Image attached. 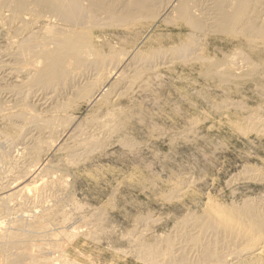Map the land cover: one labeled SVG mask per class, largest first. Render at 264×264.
I'll return each instance as SVG.
<instances>
[{
	"label": "rangeland",
	"instance_id": "obj_1",
	"mask_svg": "<svg viewBox=\"0 0 264 264\" xmlns=\"http://www.w3.org/2000/svg\"><path fill=\"white\" fill-rule=\"evenodd\" d=\"M104 1H106L104 2L106 5L111 3L113 7L115 6V13H118L120 8L129 6L134 2V0H130V3L129 1L127 2V0H123V2L120 0H115L114 3V0ZM167 1L170 2V0H152V3H147L148 7L146 5V13L145 11H142L143 14H141L142 12L139 9H135L136 13L134 12L135 16L133 15V20H136L133 21V25L136 26H130L131 28L128 26H125V28L124 25H119V27L118 25L115 26L114 22H111V20L108 21L109 18L107 13L105 14L103 11H101L102 16H100V18L102 17V20L105 18L103 21H108L111 24L109 25L108 22L105 24L101 20L102 22L100 26L103 29L99 26V28L94 32L95 36L99 37L98 49L101 51V54H103V56L114 54L115 57H118L122 54L128 53L131 54L133 56L132 59L135 60H131V62H129V64H132V66H129V69L125 67L126 69L124 68L120 71V75L122 74L124 78L120 76V79H123L119 81V86H115L116 89L114 88L113 90L116 92V95L111 97L110 100L102 101L103 105L102 103H97V106L94 105L90 108L85 105L86 99L82 96V99L80 97H76L77 101L74 102L75 94H67L66 98L65 95H62L61 98H58V103L64 105L66 110L63 109L59 113L62 120H59L61 123L59 121L56 123L55 130L53 128L52 130L45 129L46 131H43V129H38L31 125L25 124V121L22 119L17 121L15 124L13 120L11 121L12 123L10 121L8 123L7 121L0 119V124H2L0 125V140H2L5 136H11L17 139L18 135L20 134H22V138L25 134V139H33L29 145V149L25 150L24 154L21 152V150H19L20 147H22V145L19 144L25 142V140H23L24 138H20L16 143L12 144L13 146L8 142H5V138L0 141V148L4 150H0V153L8 154V161L2 160L0 158V182H2L0 183V186L4 185L7 181H10V179L14 177L25 175L26 172H30L33 169H36V171L34 170L33 172L37 173V177L35 179L26 177L22 184L27 190L29 189V193L33 192L31 193L33 194V197L31 194H29L32 198V201H30V198L29 202L21 204V206H17V208L14 203H11V212L4 214L0 212V222L2 221L0 224V231L8 230V227L10 228L11 222H13L15 219H25V221H30L32 220V215H35V211L39 210L37 211L38 213L42 208L49 209L51 214L47 221H45L46 224H44L41 229L36 230L37 232L35 231L33 234H27V232H29L27 231L28 229H24V232H26L25 234L29 237L28 240H30L27 245L32 249L34 248L35 251L38 250V260L40 259V262L42 260L51 259L50 261L54 262L50 264H54L55 262V264H59L63 261L66 262L67 260L71 264H148L143 259V251L141 250L142 247H156L157 249L162 250L163 248L164 250L166 248L165 246L168 245L170 247V245L173 243L170 247L172 250V252L170 251L171 256H173L172 258L174 260L172 264H184L183 262H185V264H193V262L194 264H200V259H198V256L199 258L201 257L200 252L202 250L200 251V249H204L205 247H208V249L211 247L209 250L212 252L214 251L215 253H219L223 248V252L226 253V255H224V263L222 262L223 264H230L231 260L229 259V256L231 255L232 256L230 258H235L237 256L231 261V264H264V228H257L255 230V227H258L257 218L255 220L254 216L249 217L246 214L251 209L254 211V214L256 213L258 216L260 213L261 217L264 218V122H261L264 121V51H262L264 49V43L262 44V40L255 37L253 39L251 37V32H248L246 29L243 30L244 27L242 26V23L237 24V26L234 27V31L239 30L236 35H233L232 33V35H229L224 32H218V29L213 26L214 22L212 24L213 17L211 16H214V14L211 12L214 11L212 6H215L213 4V0H190L193 3V5L191 4V10L192 13L195 12L193 14L195 15L194 17H205L207 14L206 18H211V20L205 21L201 30H197L195 32H192V29L189 30L190 27L188 28V25L186 26L185 21L180 16H178V18L176 17L177 15L172 10V8H170L166 13L165 10L164 12H161L166 4V7H168L169 2ZM125 2L126 4H122ZM156 3H160V5H157ZM164 3L165 5H163ZM197 3L198 6H196ZM152 9L154 12L156 11L155 14ZM147 11L149 12L147 13ZM260 14L261 13L256 14L255 16ZM262 15L264 16V12ZM136 16L138 17L136 18ZM141 16L144 17L142 18ZM167 16L177 18L174 19V22L176 20H178V22L176 21V23L173 24L172 17L167 18V21H165ZM263 16L260 18H264ZM179 17L182 19V21H180ZM144 18H147L148 20L145 22ZM260 18L256 19L254 17V21H260ZM170 19H172V22L168 21ZM171 23L173 24L172 26ZM258 24L260 25L259 22ZM209 25L213 26V28L216 30H214L211 26L210 27L212 30L210 27L208 28ZM105 26L109 28L106 29L107 27ZM239 26H242V30ZM121 27H124L125 29H120ZM97 30H99V32ZM234 31L233 33L235 34L237 31ZM245 31L251 36H247ZM243 33L245 35H243ZM241 36H243V38ZM195 37H197L196 40ZM248 37L250 38L249 41ZM243 40L247 41L248 46L251 47L249 48L247 46V42H244ZM251 41L254 43H250ZM189 42L191 43L190 49H192L191 52L193 53L191 54L189 50L187 52H180V56H183L185 53H187L184 55L185 58H187L186 56L190 57L187 59H182L183 57H181L180 59L178 55L180 53L178 52L177 54L174 52H176V50L178 51L179 48H184L186 46L188 47ZM192 44H196V46ZM256 45H259L260 47H257ZM240 46H243L244 48H241ZM194 47L199 49L195 50ZM249 49L252 50V52ZM258 49L259 52L262 53H255ZM173 50L174 52H172ZM167 51L169 53L171 51V55L166 53ZM196 51H198L202 57H199V54ZM102 52H104L105 55ZM118 53L122 54L118 55ZM245 53L247 54L245 55ZM153 54L157 57H153ZM233 54H236L235 57H237L235 58ZM134 55H136V58ZM165 55H167L166 58ZM176 55L179 57L178 60L175 58ZM243 55L244 57H242ZM149 56H151L150 59ZM158 57L161 59L159 60ZM233 57L235 59H233ZM245 57L246 59H250L249 61H254L252 63H255V65L252 63L250 64L245 59ZM228 58L230 64L228 62ZM142 59L143 61L148 60L151 63L148 61L143 62L141 61ZM197 59H200V61L204 60V62L200 63V61ZM243 59L246 61V63L243 61ZM139 60L141 63L137 62ZM224 60L227 61L225 62ZM214 61L217 70L214 69L215 67H213ZM231 61H233V64H231ZM208 62H210V65L212 63V67H210ZM136 63H138L137 67ZM149 63L152 64V66H150ZM225 63L229 64L230 68L228 65H224ZM259 63L261 68L259 67ZM206 64L209 66H205L207 67L205 69L204 65ZM216 64L218 65L216 66ZM244 66L247 71L243 69ZM249 66L250 68H248ZM130 67L131 69L133 68L134 71L133 69L131 70ZM137 68L140 69L137 70ZM240 68L242 70H240ZM104 70L105 68H103L101 71V77L103 74H105ZM128 70L132 72L129 73ZM124 72H127V74ZM137 73H139L140 76ZM217 73H219L221 76L217 75ZM134 74L139 77L135 76ZM223 75H226V77L230 76V78L227 77L226 79V77H224V80H222ZM130 79H132L131 81H133V83L130 81ZM122 80L124 83H127L124 84ZM128 81H130V84ZM125 87H129L127 91ZM129 90L130 92H128ZM122 91L126 93L122 94ZM119 93L122 96L125 94V96L119 97ZM70 97L74 98L72 99ZM68 101H71V103H68ZM105 103H107V105ZM27 104L31 105L32 103H26V106L22 107V110L29 113L31 111L32 114L36 112L41 113L37 110L39 108L35 103V105H31L33 110L35 109L34 111H32L31 107L30 109L28 107V110ZM94 107L97 108L95 109ZM111 110H114L113 113ZM116 117L118 120H115ZM97 119L100 120V122ZM66 120L70 124L74 125L72 126V128L74 127L73 132L75 129L76 131L74 133L69 132V136L67 135L64 138H61L63 129L66 126H70V124H67L68 122ZM62 121L64 123H62ZM84 121L87 123H84ZM88 123L91 124L92 128L89 129L87 126ZM75 124L78 125L76 126ZM79 124L81 127L86 125L84 126L85 129L84 127L81 128ZM116 124L117 126H115ZM5 126L9 130L3 128ZM113 126L115 128H113ZM103 127L109 128H105V130ZM100 129H102V131H100ZM16 133L17 137L14 136ZM36 133L38 135H36ZM86 134L87 138L90 140L86 139ZM95 135L98 136L96 137ZM73 137L74 140L72 139ZM58 142H60L61 145ZM50 143L52 144L50 145ZM17 146L19 149H17ZM65 148H67V150ZM72 148H77V150L75 151ZM39 153L41 155H39ZM69 153L73 155H69ZM12 155L15 156L12 157ZM15 159H17V161ZM50 166L52 167L50 168ZM56 172H58V174ZM50 173L55 176L52 177ZM59 175H61V178ZM36 181L40 183H37ZM27 184H30V186L27 187ZM33 184H35V186H33ZM39 184L42 185L40 186ZM35 187H38L37 191L32 190ZM44 187H48V189H45ZM55 194L56 197H53ZM61 198H66V200L62 202L63 199ZM48 201L49 203H47ZM50 203L51 205H49ZM62 203L64 204V207ZM31 205L33 206L31 207ZM47 205H49V207ZM210 205L211 207L213 206L211 208L212 210L210 209ZM63 208H65V210H63ZM12 209L16 210L12 211ZM214 210L219 212L216 215L218 217L220 215V219H223L224 223L227 221L226 223L230 225V227H234L236 225L237 227L235 226L234 228L237 230V228L240 226L237 232H239V237L244 238L242 240L243 242H240V239H238V241H235L237 243L239 242L238 245L235 242L232 243L233 245L230 243L231 247H227L222 244L219 246L214 245L218 239L221 240L222 238L219 237L220 235L217 237L212 229H204L201 223L202 219L204 223L208 222V214ZM246 210L248 211L246 212ZM14 211H18L17 214H15ZM220 211H222L221 214ZM55 213L56 215L58 214L60 216L57 215L56 217L54 215ZM224 214H227L225 215V217L227 216V220L225 219ZM228 215L231 217V219H228L230 218ZM52 216H54V218ZM58 218L62 221L58 220ZM56 219L62 224H58ZM9 220L10 224L8 222ZM85 220L87 224L84 223ZM230 220H236L237 222L235 221L234 223L232 221L233 223H230ZM238 220L239 222L241 221V223L238 224ZM87 221H90L91 224H89L90 222L88 223ZM64 223H67L68 226H66L67 224L65 225ZM199 223L201 225H199ZM84 224L85 227H83ZM58 227L59 231L57 230ZM69 227H71L70 233L68 230ZM61 228H65V232L68 231V233L71 235L68 233L65 234L64 230H61ZM246 230H249L248 233ZM61 231L63 233H61ZM203 231L204 233H202ZM200 232L204 235H200ZM34 233H36V235ZM55 233L58 235L57 237ZM206 233L207 235H205ZM240 233H242V236H240ZM38 234L41 235L39 236ZM49 234L51 236H49ZM212 234H214L216 238L214 235L212 236ZM43 235L45 238L48 236L47 239H49H45ZM247 235L249 236L247 237ZM69 236L71 239H69ZM202 236L203 238H201ZM256 236L260 238H257ZM51 237L54 238V240H56V238L58 240L55 241L56 245L54 244V248H48V246H45L48 244L46 241H50ZM183 237L185 238L183 239ZM189 238H193V240ZM255 238H257V240H255ZM68 241L71 242L69 243ZM200 241L203 242L201 243ZM204 241L206 244L203 246ZM60 242L64 243L61 245L63 246V249H66H62ZM245 243L247 244L245 245ZM34 244H36V246ZM183 244L187 245L183 246ZM197 246L200 247L198 248ZM261 246L262 248L259 249L261 252L258 253V249L256 248ZM45 248H48L52 251H49ZM237 251L242 252L240 257L235 255L238 253ZM228 254L230 255L227 256ZM181 255L184 260L180 258ZM161 256V259L159 257L157 260L158 264H167L169 262L168 257L166 255ZM186 257L187 260H185ZM176 260L178 262L181 260V262L178 263ZM161 261H163V263ZM69 262L67 264H69Z\"/></svg>",
	"mask_w": 264,
	"mask_h": 264
},
{
	"label": "bare ground",
	"instance_id": "obj_2",
	"mask_svg": "<svg viewBox=\"0 0 264 264\" xmlns=\"http://www.w3.org/2000/svg\"><path fill=\"white\" fill-rule=\"evenodd\" d=\"M113 1V0H112ZM116 1H119V0H116ZM123 2V0H120ZM129 1L130 3V0H127V2ZM160 1V0H159ZM166 1V0H165ZM193 1V0H192ZM196 1V0H195ZM208 1V0H207ZM104 1L102 2V0H0V119L1 120H4V121H7L9 123V121L11 122L12 120L14 121V124L19 121V120H23L25 121V124H28V125H31L33 127H36V128H40V129H43V131L46 129V130H52L54 128V130L56 129L55 126H56V123L59 121V120H62L61 116L59 115V113L65 109L64 105L62 104H59L58 103V98H61L62 95H65V98H66V95L67 94H75V98H74V102L77 101L76 100V97H80L82 99L85 98L86 99V103L85 105H87L88 107H92L94 105H96L97 103H102L103 105V102L104 100H110L111 97L115 96L116 95V92L113 91L115 86H119V81L121 79L124 78V76H122V74L120 75V71L123 70L125 67H127L129 69V66H132V64L130 65L129 62H131V60H134L132 59L133 56L131 54H128L127 51L126 53L127 54H122L121 56H118V57H115L114 54H111V55H108V56H103V54H101V51L98 49V40H99V37L98 36H95V30L99 28L101 22L103 20H105V18L102 20V17L100 18L101 15V11H103L105 14L107 13L108 15V18L111 22H114L115 23V26L118 25H124L125 26H128V27H133V26H136V25H133V18H134V14L136 13L135 12V9H139L141 12L142 11H145L147 10L146 9V5L147 3H152V0H134V2L129 5V6H121L123 8H120V11H118V13H115V6L113 7V5H111V3H109L108 5H106V3L104 4ZM115 2V0L113 1V3ZM156 2V1H155ZM162 2V1H161ZM169 2V1H167ZM202 2V1H201ZM158 3V2H157ZM156 3V4H157ZM200 3V2H199ZM122 4H126L125 3H122ZM191 4L193 5V3L190 1V0H170L169 2V5L168 7L167 4L165 5V3L163 5H165L163 7V10L161 12H164L165 10V13L170 9L172 8V10L176 13V17L178 18V16H180L186 23V26L190 29H192V32L194 31H197V30H201L202 28V25H204L205 21L207 20H211L206 18V15L205 17H200V18H197V17H194L195 15H193L194 13H192V10H191ZM196 4V3H195ZM209 4V2H208ZM213 4L215 5L214 7L212 6V8H214L213 13L214 16L212 15L211 17H213V21H212V24L215 28L218 29V32H224L226 34H229V35H236L238 33L237 31L235 34L233 33L234 31V27L237 26V24H240L242 23L243 25V30H247L248 32H251L252 36L251 35H248L247 32L245 31L246 35L247 36H251L253 39L254 37L257 38V39H260L262 40V44L264 43V18H260L262 17L263 15V12H264V0H213ZM116 5V4H114ZM119 5V4H118ZM157 5H160L157 4ZM162 5V4H161ZM202 5V4H201ZM205 5V4H204ZM198 6V3L197 5ZM203 6V5H202ZM120 7V5H119ZM148 7V5H147ZM153 7V5H152ZM156 7V6H155ZM158 7V6H157ZM166 7V8H165ZM211 7V6H210ZM162 8V7H160ZM159 8V10H160ZM205 9V8H203ZM201 9V10H203ZM149 10V9H148ZM153 10V9H152ZM157 10V9H156ZM196 10V9H194ZM207 10V9H206ZM211 10V9H209ZM117 11V10H116ZM158 11V10H157ZM198 11V10H197ZM196 11V12H197ZM204 11V10H203ZM135 12V13H134ZM149 11H147L148 13ZM154 12V10H153ZM160 12V11H159ZM170 12V11H169ZM202 12V11H201ZM206 12V11H205ZM102 13V14H104ZM138 13V11H137ZM146 13V11H145ZM156 13V11L154 12V14ZM172 13V12H171ZM170 13V14H171ZM210 13V11H209ZM261 13L260 15L258 16H255L256 14H259ZM143 14V12L141 13ZM140 14V15H141ZM162 14V13H161ZM160 14V15H161ZM164 14V13H163ZM173 14V13H172ZM199 14V13H198ZM204 14V12H203ZM105 15V16H107ZM134 15V16H133ZM137 15V14H136ZM145 15V14H144ZM152 15V14H151ZM159 15V16H160ZM169 15V14H168ZM200 15V14H199ZM210 15V14H209ZM254 15V16H253ZM149 16V15H148ZM155 16V15H154ZM157 16V15H156ZM173 16V15H172ZM171 16V17H172ZM198 16V15H197ZM202 16V15H201ZM138 16H136L137 18ZM140 17V16H139ZM142 18L144 16H141ZM151 17V16H150ZM170 17V16H169ZM168 16L166 17V20L167 21V18H169ZM170 17V18H171ZM175 17V16H173ZM172 17V18H173ZM179 17V18H180ZM254 17L257 19V18H260V21H257L255 22L254 21ZM264 17V16H263ZM177 18H173V22H172V19L168 20V21H171L173 24L176 23V21L178 22V20H176L174 22V19H177ZM180 18V21H182V19ZM145 19V18H144ZM152 19V18H150ZM163 19V18H162ZM165 19V18H164ZM102 20V21H101ZM107 20V19H106ZM139 20V18H138ZM137 20V21H138ZM146 20H148L147 18L145 19V22ZM108 21H103L105 24L106 22ZM143 21V19H142ZM150 21V20H149ZM183 21V22H184ZM141 22V21H140ZM182 22V23H183ZM258 22L260 23V25L258 24ZM109 23V22H108ZM169 23V22H168ZM171 23V26L173 25ZM180 23V22H179ZM257 23V25H256ZM103 24V23H102ZM128 24V25H127ZM109 25H111L109 23ZM114 25V24H113ZM165 25H166V22H165ZM104 26V25H103ZM182 26V25H181ZM185 26V25H183ZM206 26V25H205ZM211 25L208 26V28L210 27ZM213 26H211L213 28ZM242 26H239L240 29L242 30ZM107 27V26H105ZM117 27V29H118ZM124 27H121L120 29H125ZM130 27V28H131ZM210 27V29H211ZM100 28H102L100 26ZM109 27H107L106 29H108ZM115 28V27H114ZM179 28H180V25H179ZM183 28V27H182ZM103 29V28H102ZM133 29V28H132ZM135 29V27H134ZM187 29V28H185ZM214 29V28H213ZM239 29V28H238ZM131 30V29H130ZM205 30V29H204ZM212 30V29H211ZM216 30V29H214ZM99 32V30H97ZM108 31V30H107ZM132 31V30H131ZM234 31V32H235ZM103 32V31H102ZM101 32V33H102ZM189 32V31H188ZM206 32V31H204ZM210 32V31H209ZM242 32V31H241ZM240 32V34H241ZM104 33V32H103ZM191 33V32H190ZM197 33V32H196ZM200 33V32H199ZM232 33V34H231ZM205 34V33H204ZM207 34V33H206ZM218 34V33H217ZM193 35V34H192ZM211 35V34H209ZM213 35V33H212ZM242 35V34H241ZM243 35H245L243 33ZM222 36V35H221ZM238 36V35H237ZM236 36V37H237ZM240 36V35H239ZM191 37V36H190ZM198 37V36H197ZM195 37V40L196 38ZM243 38V36H241ZM194 38V37H192ZM191 38V39H192ZM200 38V36H199ZM245 38V37H244ZM249 38V37H248ZM247 39V38H246ZM199 40V39H197ZM250 40V38L248 39V41ZM188 41V40H187ZM190 41V40H189ZM244 41V40H243ZM255 41V40H253ZM196 42V41H195ZM199 42V41H198ZM244 42H247V41H244ZM250 43H254V42H250ZM189 46L187 47L185 44L186 47H182V48H179L178 51L176 50V52H174V50L172 52L174 53H177L178 52H187L188 50L190 51V53L192 54L193 52H191L192 49H190L191 47V43L189 42L188 43ZM200 44V43H199ZM261 44V46H262ZM100 45V43H99ZM192 45H195L196 44H192ZM241 45V44H239ZM247 46H248V42H247ZM257 46V45H256ZM259 46V45H258ZM257 46V47H258ZM100 47V46H99ZM198 47V45H197ZM200 47V46H199ZM241 47V46H240ZM243 47V46H242ZM241 47V48H242ZM249 47V46H248ZM251 47V46H250ZM249 47V48H250ZM260 47V46H259ZM195 48V47H194ZM244 48V47H243ZM264 48V46H263ZM199 49V48H198ZM195 48V50H198ZM239 49V47H238ZM253 49V47H252ZM255 49V47H254ZM194 50V49H193ZM194 50V51H195ZM245 50V49H244ZM250 50V49H249ZM261 50V49H260ZM252 52V50H250ZM264 51V49L262 50ZM125 52V51H124ZM170 51V53H172ZM198 52V51H196ZM249 52V51H247ZM259 52V49L257 50V53L258 54ZM104 53V52H102ZM112 53V52H111ZM114 53V52H113ZM168 54H170L168 51L166 52ZM259 53H262V52H259ZM110 54V53H109ZM117 54V53H115ZM118 53V55H120ZM155 54V52H154ZM153 54V57L155 56ZM187 54V53H185ZM184 54V55H185ZM197 54V53H195ZM199 54V57H202L200 56V53L198 52ZM241 54V53H239ZM243 54V52H242ZM247 53H245L246 55ZM256 54V55H257ZM105 55V53H104ZM171 55V54H170ZM180 59L181 57H183L182 59H187L189 56H186L187 58H185V56H180V54H178ZM234 55V54H233ZM236 55V54H235ZM234 55V57H235ZM262 55V54H261ZM264 55V53H263ZM136 55H134L135 57ZM167 55H165V58H166ZM173 56V55H172ZM192 56V55H191ZM194 56V54H193ZM196 56V55H195ZM249 56V55H248ZM139 57V56H138ZM157 56H155L156 58ZM161 57V55H160ZM163 57V56H162ZM177 55L175 58H177L176 60H178ZM198 57V56H197ZM224 57V56H223ZM233 57V59H235ZM244 57V55L242 56ZM247 57V56H246ZM245 57V59H246ZM262 57V56H260ZM136 58V57H135ZM147 58V57H146ZM151 58V56H149V59ZM154 58V60H155ZM159 58V57H158ZM190 58V57H189ZM226 58V57H225ZM239 58V57H238ZM138 59V58H137ZM145 59V58H144ZM161 58H159L160 60ZM196 59V57H195ZM202 59V58H201ZM206 59V58H204ZM152 61H154L153 59H151ZM164 60V59H163ZM189 60V59H188ZM187 60V61H188ZM200 61V59H197ZM207 60V59H206ZM211 60V59H210ZM231 60V59H230ZM250 64L254 61H249L250 59H246ZM135 61V60H134ZM143 61V59L141 60ZM145 61H148V60H145ZM143 61V62H145ZM180 61V60H179ZM182 61V60H181ZM184 61V60H183ZM217 61V59H216ZM225 61V60H224ZM227 61V60H226ZM225 61V62H226ZM234 61V60H233ZM233 61H231L233 64ZM237 61V60H236ZM242 61V60H241ZM243 61H245L243 59ZM256 61V60H255ZM137 62H140L137 61ZM142 62V63H143ZM150 62V61H148ZM186 62V61H185ZM197 62V61H196ZM201 62H204L203 61H200ZM207 62V61H205ZM212 62V61H211ZM228 62L230 64V61H229V58H228ZM235 62V61H234ZM262 62V61H261ZM260 62V63H261ZM134 63V62H133ZM141 63V62H140ZM139 63V65H140ZM151 63V62H150ZM149 63V64H150ZM154 63V62H153ZM165 63V62H164ZM183 63V62H182ZM209 65H210V62H208ZM215 63V61L213 62V64ZM224 63V62H223ZM241 63V62H240ZM246 63V61H245ZM259 63V67L261 68V65ZM137 64L136 63V67H137ZM147 64V62H146ZM155 64V63H154ZM153 64V65H154ZM229 64L225 63L224 65H228ZM243 64V63H242ZM253 64V63H252ZM262 64V63H261ZM135 65V64H134ZM138 65V66H139ZM156 65V64H155ZM203 65V64H202ZM209 65H204L205 66H209ZM218 64H216L217 66ZM223 65V66H224ZM255 65V63L253 64ZM252 65V66H253ZM143 66V65H141ZM148 66V64H147ZM150 66H152V64H150ZM149 66V67H150ZM220 66V65H219ZM234 66V65H233ZM263 66V65H262ZM134 68H136L135 66H133ZM140 67V66H139ZM146 67V65H145ZM203 67V66H202ZM210 67H212V63L210 65ZM209 67V68H210ZM213 67H215V64L213 65ZM227 67V66H226ZM235 67V66H234ZM241 67V66H240ZM247 67V66H246ZM254 67V66H253ZM257 67V66H256ZM103 68H105V74L102 75L101 77V71L103 70ZM148 68V67H147ZM207 67H205L206 69ZM217 67H215L214 69H216ZM230 68V66H229ZM250 68V66L248 67ZM255 68V67H254ZM126 69V68H125ZM131 69V67H130ZM133 69V68H132ZM131 69V70H132ZM140 69V68H139ZM137 68V70H139ZM142 69V68H141ZM145 69V68H144ZM143 69V70H144ZM213 69V68H212ZM226 69V68H225ZM245 69V66L244 68ZM253 69V68H252ZM256 69V68H255ZM254 69V70H255ZM147 70V69H146ZM217 70V69H216ZM223 70V69H222ZM229 70V69H228ZM239 70V69H238ZM240 70H242L240 68ZM246 70V69H245ZM249 70V69H248ZM259 70V69H258ZM261 70V69H260ZM125 71V70H124ZM129 71V70H128ZM127 71V72H128ZM134 71V69H133ZM145 71V70H144ZM211 71V70H210ZM219 71V69H218ZM224 71V70H223ZM230 71V70H229ZM233 71V69H232ZM247 71V70H246ZM253 71V70H252ZM127 72H124L127 74ZM132 72V71H129V73ZM138 72H141V71H138ZM215 72V70H214ZM213 72V73H214ZM234 72V71H233ZM238 72V71H237ZM236 72V73H237ZM240 72V71H239ZM256 72V71H255ZM136 73V71H135ZM144 73V72H143ZM212 73V71H211ZM220 73V71H219ZM219 73H217V75H219ZM222 73V71H221ZM250 73V72H249ZM125 74V75H126ZM139 75V73H137ZM141 74V73H140ZM215 74V73H214ZM213 74V76H214ZM232 74V72H231ZM245 74V73H244ZM132 75V74H131ZM130 75V76H131ZM135 75V74H134ZM216 75V74H215ZM230 75V74H229ZM246 75V74H245ZM120 76L123 77L120 79ZM129 76V77H130ZM137 76V75H135ZM140 76V75H139ZM137 76V77H139ZM221 76V75H219ZM218 76V77H219ZM231 76V75H230ZM230 76H227L230 78ZM234 76V75H233ZM237 76V75H236ZM126 77V76H125ZM216 77V76H215ZM224 77H226V75L222 76V80H224ZM226 77V79H227ZM232 77V76H231ZM240 77V76H239ZM244 77V76H243ZM249 77V76H248ZM247 77V78H248ZM132 78V77H131ZM135 78V77H134ZM217 78V77H216ZM233 78V77H232ZM128 79V78H127ZM225 79V80H226ZM236 79H239V78H236ZM132 79H130L131 81ZM230 80V79H228ZM235 80V79H234ZM125 81V80H124ZM130 81L129 84H130ZM217 81V80H216ZM123 82V80H122ZM133 83V81H131ZM220 82V81H219ZM225 82V81H224ZM124 83V82H123ZM127 83V82H126ZM124 83V84H126ZM131 83V84H132ZM122 84V83H121ZM123 85V84H122ZM121 85V86H122ZM135 85V83H134ZM133 85V86H134ZM131 86V85H129ZM132 86V87H133ZM126 88V87H125ZM129 87L126 88V91ZM116 89V88H115ZM132 90V89H130ZM130 90L128 92H130ZM120 91V90H119ZM118 91V92H119ZM122 94L123 93H126V92H121ZM46 97H45V95ZM128 94V93H127ZM118 95V94H117ZM120 95V93H119ZM82 96V97H81ZM122 95H120L119 97H121ZM125 96V94H124ZM122 96V97H124ZM64 97V96H63ZM62 97V98H63ZM69 97V96H68ZM67 97V98H68ZM72 98V97H70ZM72 98V99H73ZM63 100V99H62ZM80 100V99H79ZM115 100V99H114ZM73 101V100H71ZM71 101L68 103H71ZM84 101V100H83ZM32 103V104H36V106L39 108L37 109L38 111H40L41 113H34L32 114L31 111L30 113L29 112H26L24 110H22V107L26 106V103ZM80 102V101H79ZM117 102V101H116ZM64 103V102H63ZM115 103V102H114ZM31 104V105H32ZM34 104V105H35ZM66 104V102H65ZM81 104V103H80ZM107 105V103H105ZM112 104V103H111ZM30 104H27V109L29 107H31ZM68 105V104H67ZM70 105V104H69ZM83 105V104H81ZM105 105V106H106ZM114 105V104H113ZM97 106V105H96ZM67 107V106H66ZM84 107V106H83ZM32 108V107H31ZM95 108V107H94ZM97 108V107H96ZM95 108V109H96ZM117 108V107H115ZM114 108V109H115ZM28 109V110H29ZM113 109V108H112ZM35 110V109H34ZM33 108H32V111H34ZM66 110V109H65ZM94 110V109H93ZM89 111V110H88ZM100 111V109H99ZM110 111V110H109ZM112 113L114 110H111ZM118 111V109H117ZM116 111V112H117ZM96 112V111H95ZM64 113V112H63ZM61 113V114H63ZM68 114V113H67ZM99 114V113H98ZM111 114V113H110ZM90 115V114H89ZM93 115V114H92ZM96 115V114H95ZM119 115V113H118ZM70 116V115H69ZM63 117V116H62ZM73 117V116H72ZM94 117V116H93ZM118 117V116H117ZM117 117L115 118V120L117 119ZM65 118V116H64ZM71 118V117H70ZM69 118V119H70ZM88 118V117H87ZM112 118V117H111ZM72 119V118H71ZM70 119V120H71ZM96 119V118H94ZM110 119V118H109ZM114 119V118H113ZM64 120V119H63ZM68 120V119H67ZM66 120V121H67ZM77 120V119H75ZM98 120V119H97ZM118 120V119H117ZM66 121H65V124H66ZM80 121V120H79ZM78 121V122H79ZM88 121V120H87ZM95 121V120H94ZM100 122V120H98ZM248 121V120H247ZM3 122V121H2ZM60 122V121H59ZM68 122V121H67ZM75 122V121H74ZM261 122H264V121H261ZM12 123V122H11ZM24 123V122H23ZM61 123V122H60ZM62 123H64L62 121ZM80 123V122H79ZM84 123H87L86 121H84ZM102 123V121H101ZM111 123V121H110ZM22 124V123H21ZM24 124V125H25ZM68 125L70 124L69 122L67 123ZM90 123L87 124V126L90 128L91 127V124L89 126ZM258 124V123H257ZM261 124V123H260ZM2 125V124H0ZM17 125V124H16ZM14 125V126H16ZM23 125V126H24ZM60 125V124H59ZM76 125V124H75ZM78 125V124H77ZM76 125V126H77ZM93 125V124H92ZM102 125V124H101ZM259 125V124H258ZM22 126V125H21ZM65 126V125H64ZM63 126V128H64ZM72 124H70V126H66L64 129H63V132L61 134V138H64L65 136H69V132H73V128H72ZM80 126V124H79ZM86 126V125H84ZM83 126V127H84ZM96 126V125H94ZM103 126V125H102ZM101 126V127H102ZM111 126V125H110ZM117 126V124L115 125ZM120 126V125H119ZM20 127V126H19ZM81 127V126H80ZM81 127V128H83ZM87 127V128H88ZM99 127V128H101ZM107 127V126H106ZM106 127H103L104 129ZM5 129H8L5 127H3ZM26 128V127H25ZM24 128V129H25ZM28 128V127H27ZM78 128V127H77ZM94 128V127H93ZM109 128V127H108ZM106 128V129H108ZM113 128H115L113 126ZM18 129V128H17ZM30 129V128H29ZM62 129V128H61ZM85 129V127H84ZM103 129V130H104ZM105 129V130H106ZM9 130V129H8ZM20 130V128H19ZM45 130V131H46ZM83 130V129H82ZM88 130V129H87ZM98 130V129H97ZM110 130V129H109ZM112 130V128H111ZM239 130V129H237ZM249 130V129H248ZM255 130V129H253ZM23 131V130H22ZM31 131H32V128H31ZM76 131V129H75ZM74 131V132H75ZM80 131V129H79ZM86 131V130H85ZM84 131V132H85ZM100 131H102V129H100ZM243 131L245 132V130L243 129ZM15 132V131H14ZM13 132V133H14ZM27 132V131H26ZM29 132V131H28ZM73 132V133H74ZM81 132V131H80ZM242 132V131H241ZM239 132V133H241ZM248 132V131H247ZM3 133V131H2ZM79 133V132H77ZM92 133V132H91ZM95 133V132H94ZM102 133V132H100ZM20 134V133H19ZM31 134V133H30ZM56 134V133H55ZM85 134V133H83ZM82 134V136H83ZM2 135V134H1ZM5 135V134H4ZM7 135V134H6ZM9 135V133H8ZM17 133L14 135L16 136ZM36 135H38L36 133ZM35 135V136H36ZM41 135V134H40ZM53 135V134H52ZM80 135V134H79ZM104 135V134H103ZM108 135V134H107ZM245 135V134H244ZM22 134L18 135V138L15 139V137H11V136H3L5 138V142H8L9 144H14L16 143L20 138L23 139L25 137V134L23 136V138L21 137ZM29 136V135H28ZM27 136V137H28ZM46 136V135H45ZM78 136V135H77ZM96 136V135H95ZM98 136V135H97ZM96 136V137H97ZM17 137V136H16ZM52 137V136H51ZM56 137V136H55ZM71 137V136H70ZM76 137V136H75ZM80 137V136H79ZM2 138V136H1ZM3 138V139H4ZM36 138V137H35ZM40 138V136H39ZM38 138V139H39ZM46 138V137H44ZM58 138V137H57ZM60 138V137H59ZM85 138V137H84ZM103 138V137H102ZM2 139V140H3ZM37 139V138H36ZM66 139V138H65ZM74 140V137L72 138ZM82 139V138H81ZM86 139L87 138V134H86ZM0 140V141H2ZM25 140L24 143L22 144H19V145H22V147H20V149L18 148L17 146V149L21 150V152L24 154V151L29 149V145L31 144L32 142V138L30 140L28 139H23ZM41 140V139H40ZM43 140V139H42ZM45 140V139H44ZM54 140V139H52ZM56 140V139H55ZM61 140V139H60ZM69 140V139H67ZM72 140V141H73ZM90 140V139H88ZM92 140V139H91ZM36 141V140H35ZM34 141V142H35ZM47 141V140H46ZM58 141V139H57ZM64 141V140H63ZM71 141V140H70ZM28 142V143H27ZM56 142V141H55ZM68 142V141H67ZM87 142V141H86ZM27 143V144H26ZM37 143V142H36ZM47 143V142H46ZM60 144V142H58ZM69 143V142H68ZM80 143V142H79ZM82 143V142H81ZM90 143V142H89ZM1 144V143H0ZM52 143H50L51 145ZM58 144V145H59ZM101 144V143H100ZM11 145H10V148H11ZM26 145V146H25ZM61 145V144H60ZM59 145V146H60ZM63 145V144H62ZM68 145V144H67ZM76 145V144H75ZM79 145V144H78ZM77 145V146H78ZM83 145V144H81ZM99 145V144H98ZM102 145V144H101ZM7 146V145H6ZM13 146V145H12ZM16 146V145H15ZM32 146V145H31ZM34 146V145H33ZM36 146V145H35ZM43 146V145H42ZM41 146V148H42ZM65 146V145H64ZM63 146V147H64ZM72 146V145H70ZM74 146V144H73ZM75 146V147H77ZM87 146V145H86ZM92 147V146H91ZM8 148V147H7ZM52 148V147H51ZM69 148V147H68ZM81 148V147H80ZM86 148V147H85ZM93 148V147H92ZM36 149V148H35ZM50 149V148H49ZM67 150V148H65ZM74 149V148H72ZM0 150L4 151L3 149L0 148ZM65 150V151H66ZM75 151L77 150L74 149ZM73 150V151H74ZM90 150V149H89ZM7 151V149H6ZM10 151V150H9ZM16 151V149H15ZM31 151V150H30ZM35 151V150H34ZM33 151V152H34ZM39 151V150H38ZM63 151V150H62ZM81 151V150H80ZM83 151V150H82ZM97 151V149H96ZM13 152V151H12ZM11 153V152H10ZM17 153V152H15ZM13 153V154H15ZM49 153V152H48ZM77 153V152H76ZM80 153V152H79ZM84 153V152H83ZM86 153V152H85ZM90 153V152H89ZM26 154V153H25ZM8 154H4V153H0V158L2 160H7L8 161ZM11 155V154H10ZM39 155H41L39 153ZM67 155V154H66ZM69 155H73V154H70ZM81 155V154H80ZM86 155V154H85ZM15 156V155H12V157ZM20 156V155H18ZM23 156V155H22ZM26 156V155H25ZM28 156V155H27ZM37 156V155H36ZM83 156V155H82ZM11 157V156H10ZM88 157V156H87ZM17 158V157H16ZM21 158V157H20ZM36 158V157H35ZM71 158H74V157H71ZM80 158V157H79ZM83 158V157H82ZM30 159V158H29ZM33 159V158H32ZM69 159V157H68ZM17 161V159H15ZM22 160V159H21ZM15 161V162H16ZM33 161V160H32ZM78 161V160H77ZM80 161V160H79ZM28 162V161H27ZM3 163V162H2ZM10 163V162H9ZM23 163V162H21ZM20 163V164H21ZM69 163V162H68ZM28 164V163H27ZM30 164V163H29ZM41 164V162H40ZM5 165V163H4ZM24 165V164H23ZM34 165V164H33ZM16 166V164H15ZM18 166V165H17ZM47 166V165H46ZM11 167V166H10ZM14 167V165H13ZM24 167V166H23ZM33 167V166H32ZM31 167V168H32ZM43 167V166H41ZM52 166H50L51 168ZM55 167V166H54ZM2 168V167H1ZM4 168V167H3ZM16 168V167H15ZM29 168V167H28ZM26 168V169H28ZM46 168V167H44ZM48 168V166H47ZM46 168V169H47ZM56 168V167H55ZM60 168V166H59ZM33 169V168H32ZM40 169V168H39ZM13 170V169H12ZM19 170V169H18ZM36 171V169H33L32 171L30 172H24L25 175L23 176H19V177H14L12 179H10V181H7L4 185H1L0 186V212H2L3 214L4 213H7V212H11V208L10 207V204L11 203H14L16 205V208L17 206H21V204H25L27 202H29L30 200V195L31 193H29V189L27 190L22 184H23V181L27 178H33L35 179L37 177V173L33 172V171ZM49 170V169H48ZM54 170V168H53ZM24 171V170H23ZM28 171V170H27ZM57 171V170H56ZM61 171V170H60ZM13 172V171H12ZM53 172V171H52ZM2 173V172H1ZM10 173V172H9ZM22 173V172H21ZM58 174V172H56ZM67 173V172H65ZM46 174V173H44ZM51 174V173H50ZM56 174V175H57ZM62 174V173H61ZM5 175V174H4ZM7 175V174H6ZM10 175V174H9ZM17 175V174H16ZM15 175V176H16ZM52 175V174H51ZM18 176V175H17ZM55 176V175H54ZM52 175V177H54ZM60 178H61V175H59ZM7 177V176H6ZM13 177V175H12ZM45 178V177H44ZM43 178V179H44ZM65 178V177H64ZM258 178V177H256ZM4 179V178H3ZM1 180V179H0ZM51 180V179H50ZM54 180V179H53ZM59 180V178H58ZM62 180V179H61ZM66 180V179H65ZM247 180V179H246ZM38 181V180H37ZM36 181V182H37ZM44 181V180H43ZM57 181V180H56ZM42 182V181H41ZM48 182V180H47ZM2 183V182H0ZM33 183V182H32ZM37 183H40V182H37ZM35 183V184H37ZM49 183V182H48ZM55 183V181H54ZM63 183V182H62ZM35 184H33V186H35ZM43 184V182H42ZM41 184V185H42ZM57 184L59 185V183L57 182ZM56 184V185H57ZM61 184V183H60ZM64 184V183H63ZM38 185V184H37ZM36 185V186H37ZM40 185V184H39ZM40 185V186H41ZM66 185V184H65ZM64 185V186H65ZM27 187L30 186V184L26 185ZM32 186V185H31ZM54 186V185H53ZM50 187V186H49ZM56 187V186H55ZM31 188V187H30ZM37 188L38 187H35L34 189L32 190H35L37 191ZM45 188V187H44ZM43 188V189H44ZM45 189H48L45 188ZM52 190V189H51ZM48 191V190H47ZM64 191V190H63ZM44 192V191H43ZM52 192V191H51ZM47 194V193H46ZM179 194V193H178ZM33 194H31L32 196ZM48 195V194H47ZM40 196V195H39ZM44 196V195H43ZM42 196V197H43ZM49 196V195H48ZM33 197V196H32ZM35 197V195H34ZM47 197V196H46ZM53 197H56V194L55 196ZM52 197V198H53ZM67 198V197H66ZM63 199V201L66 200ZM40 199V198H39ZM47 199V198H46ZM49 199V198H48ZM43 200V199H42ZM32 201V198L31 200ZM35 201V199H34ZM38 201V200H37ZM36 201V202H37ZM53 201V200H52ZM46 202V201H45ZM67 202V201H66ZM35 203V202H33ZM39 203V202H38ZM49 203V201L47 202ZM52 203V202H51ZM51 203L49 205H51ZM60 203V202H58ZM57 203V204H58ZM246 203V202H245ZM13 204V205H14ZM32 204V202H31ZM53 204V203H52ZM63 204V203H62ZM242 204V203H241ZM46 205V204H45ZM49 205H47L49 207ZM244 205H247V204H244ZM12 206V205H11ZM27 206V205H26ZM33 205H31L32 207ZM39 206V205H38ZM42 206V205H41ZM58 206V205H57ZM61 206V205H60ZM66 206V205H65ZM37 207V206H36ZM46 207V206H44ZM63 207H64V204H63ZM213 207V206H212ZM211 205H210V209L212 208ZM217 207V206H216ZM235 207V206H234ZM242 207V205H241ZM62 208V207H61ZM238 208V207H237ZM244 208V206H243ZM28 209V208H27ZM39 209V208H38ZM52 209V208H51ZM56 209V208H55ZM67 209V208H66ZM216 209V208H215ZM220 209V208H219ZM222 209V207H221ZM220 209V210H221ZM241 209V208H240ZM246 209V207H245ZM13 210H16V209H12ZM36 210V209H35ZM63 210H65V208H63ZM68 210V209H67ZM212 210V209H211ZM217 210V209H216ZM223 210V209H222ZM32 211V210H31ZM39 211V210H37ZM37 211H35V215L33 216L32 215V220H27L25 221L22 220V219H15L13 222H11L10 224V220L8 221L9 224H10V228L8 227V230H3L4 231H0V258H1V262L0 264H50V263H53L54 261H50L48 258V260H42L41 262L38 260V250L35 251V249L33 250L31 247H29L27 244L30 240H28V236L25 234L26 232H24V229H28L27 231V234H33V232H35L36 230H39L42 228V226L45 223V221H47L48 217L50 216L51 212H49V209H46V208H42L40 210V212L37 213ZM52 211V210H51ZM57 211V210H56ZM59 211V210H58ZM241 211V210H240ZM248 210H246L247 212ZM257 211V210H256ZM18 211H14L15 214H17ZM21 212V211H20ZM24 212V211H23ZM34 212V210H33ZM54 212V211H53ZM70 212V211H69ZM211 212V211H210ZM222 211H220V214H221ZM254 211H252L250 209V211H248L246 214L250 217V216H254L255 217V220L257 218V222H258V227H255V230L257 228H264V218L261 217L259 211V215L257 216L256 213L254 214L253 213ZM37 213V214H36ZM58 213H61V212H58ZM63 213V212H62ZM67 213V212H65ZM217 213L219 212H216L215 210L212 211L211 213L208 214V222L204 223L203 222V219L201 221L202 223V226L204 229H212L216 236L218 237H221L222 239H218L216 241V243L214 244L215 246H219L220 244L222 245H225V246H230V243H234L235 241H238V239H240V242L244 239V238H241L239 237V232L238 229L240 228V226L237 228V230L234 228V227H230V225H228L226 222V217L225 215L227 214H224V217H225V223L223 222V219L221 220L220 219V215L219 217L216 215ZM13 214V213H12ZM64 214V213H63ZM223 214V213H222ZM244 214V212H243ZM25 215V214H24ZM30 215V214H29ZM56 217V213L54 214ZM71 215V214H70ZM207 215V214H206ZM245 215V214H244ZM246 215V217H247ZM1 216V215H0ZM5 216V215H4ZM3 216V217H4ZM8 216V214H7ZM6 216V217H7ZM19 216H20V213H19ZM28 216V215H26ZM31 216V215H30ZM60 216V215H58ZM229 216V215H228ZM264 216V214H263ZM54 218V216H52ZM204 217V216H203ZM222 217V216H221ZM230 217V216H229ZM13 218V217H12ZM25 218V217H24ZM67 218V216H66ZM92 218V217H91ZM95 218V217H94ZM198 218V217H197ZM248 218V217H247ZM246 218V219H247ZM2 219V218H1ZM187 219V217H186ZM185 219V220H186ZM200 219V220H201ZM228 219H231L228 218ZM251 219V218H250ZM57 220V219H56ZM58 220H61L58 218ZM57 220L58 224L60 223L59 221ZM92 220V219H90ZM97 220V219H95ZM185 220H182V221H185ZM188 220V219H187ZM207 220V219H205ZM234 220V219H233ZM232 220V221H233ZM237 220V219H236ZM235 220V221H236ZM5 221V220H4ZM62 221V220H61ZM66 221H69V220H66ZM73 221V220H72ZM75 221V220H74ZM198 221V220H196ZM229 221V220H228ZM230 220V223L232 222ZM235 221H233L235 223ZM2 222V221H1ZM0 222V224H1ZM7 222V221H6ZM50 222V221H49ZM76 222V221H75ZM74 222V223H75ZM88 223L90 221H87ZM232 222V223H233ZM237 222V221H236ZM56 223V222H55ZM73 223V222H72ZM86 223V220L85 222ZM95 223V221H94ZM184 223V222H182ZM241 223V221L239 222L238 220V224ZM249 223V221H248ZM254 223V222H253ZM4 224V223H2ZM8 224V223H7ZM56 224V225H58ZM62 224V223H60ZM65 224V223H64ZM67 224V223H66ZM65 224V225H66ZM71 224V222H70ZM87 224V223H86ZM91 224V222L89 223ZM180 224V223H179ZM178 224V225H179ZM186 224V223H185ZM184 224V225H185ZM195 224L197 225V223L195 222ZM237 224V223H236ZM243 224V223H242ZM257 224V223H256ZM64 225V227H65ZM188 225V223H187ZM199 225H201L199 223ZM198 225V226H199ZM244 225V224H243ZM250 225V224H248ZM4 226V225H3ZM9 226V225H8ZM68 226V224L66 225ZM88 226V225H86ZM232 226V224H231ZM60 227V226H59ZM59 227L57 228V230L59 229ZM85 227V224L84 226ZM237 227V226H236ZM244 227V226H243ZM247 227V226H246ZM251 227V226H250ZM1 228V226H0ZM55 228V227H54ZM70 228L69 227V233H70ZM73 228V227H72ZM77 228V227H76ZM79 228V227H78ZM245 228V227H244ZM243 228V230H244ZM93 229V228H92ZM246 229V228H245ZM249 229V227H248ZM252 229H253V226H252ZM1 230V229H0ZM51 230V229H49ZM56 230V229H55ZM61 230H64L65 232V228H61ZM67 230V228H66ZM84 230V229H83ZM82 230V231H83ZM195 230H198V229H195ZM261 230V229H260ZM263 230V229H262ZM52 231V230H51ZM59 231V230H58ZM75 231V230H74ZM93 231V230H92ZM194 231V230H193ZM200 231V230H199ZM241 231V230H240ZM245 231V230H244ZM247 231V230H246ZM249 231V230H248ZM247 231V233H248ZM37 232V231H36ZM49 232V231H48ZM57 232V231H56ZM139 232V231H137ZM195 232V231H194ZM258 232V231H257ZM50 233V232H49ZM61 233H63L61 231ZM68 233V231L65 232V234ZM68 233V234H69ZM72 233V232H71ZM77 233V232H76ZM196 233V232H195ZM204 233V231L202 232ZM245 233V232H244ZM253 233V232H252ZM250 233V234H252ZM36 235V233H34ZM42 234V233H41ZM41 234H38L39 236ZM47 234V232H46ZM51 234V233H50ZM49 234V236H51ZM56 234V233H55ZM86 234V233H85ZM194 234V233H193ZM210 234V233H209ZM242 233H240V236ZM254 234V233H253ZM53 235V234H52ZM71 235V234H69ZM73 235V234H72ZM88 235V233H87ZM188 235V234H187ZM195 235V234H194ZM200 235H204V234H201L200 232ZM207 235V233L205 234ZM214 234H212L213 236ZM259 235V233H258ZM257 235V236H258ZM44 236V235H43ZM58 235L56 234V237ZM68 236V235H67ZM76 236V235H74ZM134 236V235H133ZM141 236V234H140ZM139 236V237H140ZM189 236V235H188ZM192 236V234H191ZM196 236V235H195ZM216 236L214 235V237L216 238ZM245 236V235H244ZM249 235H247L248 237ZM256 236V237H257ZM36 237V236H34ZM48 236H44L45 239H47ZM54 237V236H53ZM62 237V236H61ZM65 237V236H64ZM63 237V238H64ZM72 237V236H71ZM77 237V236H76ZM75 237V238H76ZM38 238V237H36ZM42 238V236H41ZM142 238V236H141ZM185 237H183L184 239ZM203 238V236L201 237ZM206 238V237H205ZM257 238H260V237H257ZM257 238H255V240H257ZM49 239V238H48ZM47 239V240H48ZM60 239V238H59ZM66 239V238H65ZM69 239L70 236H69ZM135 239V238H134ZM187 239V238H186ZM191 239V238H189ZM213 239V237H212ZM254 239V238H252ZM40 240V238H39ZM57 240V238H56ZM54 238L51 237L50 241H46L48 242L47 245L45 246H48V248H54V244L56 245ZM64 240V239H63ZM193 240V238L191 239ZM190 240V241H191ZM201 240V239H200ZM211 240V239H210ZM214 240V239H213ZM211 240V241H213ZM260 240V239H259ZM33 241V240H32ZM37 241V240H36ZM43 241V240H42ZM58 241V240H57ZM209 241V240H208ZM210 241V243H211ZM252 241V240H251ZM69 242V241H68ZM71 242V241H70ZM69 242V243H70ZM133 242V241H132ZM141 242V241H140ZM172 242V241H170ZM186 242V241H185ZM184 242V243H185ZM201 242V241H200ZM203 242V241H202ZM201 242V243H202ZM207 242V241H206ZM215 242V241H214ZM243 242V241H242ZM247 242V241H246ZM257 242V241H256ZM45 243V241H44ZM188 243V242H187ZM191 243V242H190ZM199 243V242H198ZM208 243V242H207ZM237 243V242H235ZM239 243V242H238ZM237 243V245H238ZM250 243V242H249ZM248 243V244H249ZM258 243V242H257ZM43 244V242H42ZM41 244V245H42ZM58 244V243H57ZM61 244H64L62 242H60V246H62ZM66 244V243H65ZM143 244V243H142ZM173 244V243H172ZM171 244V245H172ZM192 244V243H191ZM196 244V243H195ZM205 241H204V244L203 246L205 245ZM209 244V243H208ZM242 244V243H241ZM239 244V245H241ZM247 243H245L246 245ZM36 246V244H34ZM150 245V244H149ZM170 245V247H171ZM187 244H183V246H185ZM210 245V244H209ZM213 245V247H214ZM233 245V244H232ZM235 245V244H234ZM244 245V243H243ZM32 246V245H31ZM43 246V245H42ZM137 246V245H136ZM194 246V245H193ZM196 246V245H195ZM202 246V247H203ZM211 246H212V243H211ZM224 246V248H225ZM242 246V245H241ZM240 246V247H241ZM263 246V245H262ZM259 247V248H256L258 249V253L261 252L259 251V249L262 248ZM59 247V246H57ZM152 247V246H151ZM166 247V248H165ZM164 250L162 248V250L160 249H157L156 247L154 248H147L146 246L142 247L141 250L143 251V259L149 264H158L157 260L158 258L161 256V255H166L168 257V263L167 264H172L174 262L173 260V256H171V248L167 245L165 246ZM174 247V246H173ZM198 247V246H197ZM200 247V246H199ZM198 247V248H199ZM222 247V246H221ZM231 247V246H230ZM233 247V246H232ZM235 247H238V246H235ZM48 248H45L47 250H49ZM61 248V247H60ZM68 248V246H67ZM183 248V247H182ZM186 248V247H185ZM192 248V247H190ZM211 248V247H210ZM209 248V249H210ZM264 248V247H263ZM39 249V248H37ZM57 249V248H55ZM59 249V248H58ZM62 249H63V246H62ZM66 249V248H64ZM63 249V250H64ZM184 249V248H183ZM193 249V248H192ZM195 249V247H194ZM208 249V247H205L204 249H200V253H201V257L199 258L198 256V259H200V264H212V263H217V264H223L224 263V258L226 255L225 252H223V248H222V251H220L219 253H215L214 251H210ZM229 249V248H228ZM227 249V250H228ZM232 249V248H230ZM238 249V248H237ZM61 250V249H60ZM59 250V251H60ZM137 250V249H135ZM188 250V249H187ZM191 250V249H190ZM189 250V251H190ZM214 250V249H213ZM221 250V249H220ZM241 250V249H239ZM247 250V249H246ZM251 250V249H250ZM254 250V249H253ZM49 251H52V250H49ZM56 251V250H54ZM53 251V252H54ZM171 251V252H170ZM182 251V249H181ZM185 251V250H184ZM226 251V250H225ZM230 251V250H229ZM228 251V252H229ZM233 251V250H232ZM255 251V250H254ZM62 252V251H61ZM173 252H174V248H173ZM192 252V251H191ZM194 252V251H193ZM231 252V251H230ZM238 252V251H237ZM250 252V251H249ZM256 252V251H255ZM180 253V252H179ZM183 253V252H182ZM189 253V252H188ZM199 253V254H200ZM242 252H238L237 254L235 255H238L240 257V254ZM55 254V253H54ZM53 254V256H54ZM198 254V253H196ZM195 254V255H196ZM245 254V252H244ZM261 254V253H260ZM45 255V254H44ZM58 255V254H57ZM138 255V253H137ZM176 255V254H175ZM230 254H228L227 256H229ZM252 255V254H251ZM262 255V254H261ZM60 256V255H59ZM190 256V254H189ZM232 256V255H231ZM231 256H229V259L232 261L233 259H235L234 257L233 258H230ZM44 257H47V256H44ZM50 257V256H49ZM65 257V256H64ZM63 257V258H64ZM68 257V255H67ZM139 257V255H138ZM162 257V256H161ZM160 257V259H161ZM179 257V256H178ZM188 257V255H187ZM187 257L185 260H187ZM197 257V256H196ZM41 258V257H40ZM52 258V257H51ZM54 258V257H53ZM58 258V257H57ZM62 258V257H61ZM182 255H181V257ZM185 258V257H184ZM192 258V257H191ZM190 258V260H191ZM195 258V257H194ZM42 259V258H41ZM46 259V258H45ZM60 259V257H59ZM67 259V258H66ZM69 259V258H68ZM159 259V261H160ZM175 259V258H174ZM177 259V257H176ZM193 259V258H192ZM228 259V257H227ZM55 260V259H54ZM184 260V259H183ZM63 261V260H62ZM68 261V260H67ZM61 262L59 264H67L68 262ZM167 261V259H166ZM177 261V260H176ZM195 261V260H194ZM197 261V260H196ZM228 261V260H227ZM231 261H230V264H231ZM259 261V260H257ZM163 263V261H161ZM178 262V261H177ZM181 260L178 262L180 263ZM183 262V261H182ZM223 262V263H222ZM234 262V261H233ZM256 262V261H255ZM56 263V262H55ZM54 263V264H55ZM75 263V261H74ZM185 264V262H183ZM187 263V262H186ZM192 263V262H191ZM198 263V262H196ZM69 264H71L69 262ZM73 264V263H72ZM76 264V263H75ZM146 264V263H144ZM177 264V263H175ZM194 264V262H193Z\"/></svg>",
	"mask_w": 264,
	"mask_h": 264
}]
</instances>
